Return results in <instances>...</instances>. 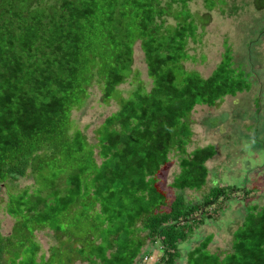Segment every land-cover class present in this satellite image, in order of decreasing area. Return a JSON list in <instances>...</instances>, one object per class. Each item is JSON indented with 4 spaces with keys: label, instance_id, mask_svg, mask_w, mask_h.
Listing matches in <instances>:
<instances>
[{
    "label": "trees",
    "instance_id": "1",
    "mask_svg": "<svg viewBox=\"0 0 264 264\" xmlns=\"http://www.w3.org/2000/svg\"><path fill=\"white\" fill-rule=\"evenodd\" d=\"M193 1L0 0V184L15 220L0 232V264H137L149 244L162 247L156 264H179L194 223L210 218L204 210L240 190L216 186L201 202L183 194L170 202L159 186L172 153L181 168L173 188L207 185L218 150L189 152V119L197 106L251 89L229 53L209 77L186 69L200 26ZM137 42L152 87L124 98ZM94 84L119 106L91 143L73 114ZM20 178L34 184L14 193L8 184ZM48 229L59 244L47 258L37 233ZM213 240L189 250L188 264H264V205L247 210L231 251L213 252Z\"/></svg>",
    "mask_w": 264,
    "mask_h": 264
},
{
    "label": "rangeland",
    "instance_id": "2",
    "mask_svg": "<svg viewBox=\"0 0 264 264\" xmlns=\"http://www.w3.org/2000/svg\"><path fill=\"white\" fill-rule=\"evenodd\" d=\"M214 2L213 8L206 0L190 4L200 26L197 35L189 40L185 67L209 77L229 53L234 68L241 74L242 71L248 74L251 89L235 97H226L216 107L197 106L189 119L194 133L189 152L209 145L218 150V155L208 163L207 185L199 192L173 188L172 183L181 168L179 156L172 153L170 163L159 176V186L170 202L178 194H183L189 202H201L216 186L240 190H230L217 204L204 210L210 218L194 223L189 240L180 244L183 257L179 264H188V251L211 234L213 252L225 255L231 251L234 232L242 224L247 210L264 205V0ZM170 22L175 24L176 21L171 18ZM134 49L133 71L119 87V94L124 98L130 97L139 87L145 91L152 87L141 42H137ZM118 106L115 99L104 101L100 86L94 84L88 89L84 106L74 111V128L84 132L91 143H96L98 129ZM33 184L32 179L20 178L9 182L8 186L18 193ZM9 196V188L0 184V232L5 236L15 224L6 210ZM197 219H201V215ZM37 240L42 248L40 256L47 258L52 247L59 244L51 229L37 233ZM161 249L160 244H149L147 253L138 263L156 264L163 255Z\"/></svg>",
    "mask_w": 264,
    "mask_h": 264
}]
</instances>
